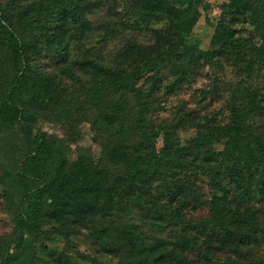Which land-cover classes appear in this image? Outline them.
Listing matches in <instances>:
<instances>
[{
    "label": "trees",
    "instance_id": "obj_1",
    "mask_svg": "<svg viewBox=\"0 0 264 264\" xmlns=\"http://www.w3.org/2000/svg\"><path fill=\"white\" fill-rule=\"evenodd\" d=\"M121 2L123 15L95 24L107 0H0V152L12 165L0 162V184L15 179L20 194H0L15 206L0 264H29L31 243L51 234L93 264L100 257L75 237L111 264H264V0L225 3L206 49L191 33L208 0ZM93 32L97 46L86 40ZM208 65L236 74L202 90L205 99L224 93L225 108L180 106L156 122ZM44 121L71 140L90 122L99 158L81 145L71 158L66 139L39 129ZM188 127L196 130L183 140ZM16 128L22 139L6 150L3 133ZM128 210L171 237L121 224ZM26 232L28 256L14 246ZM55 260L79 264L66 252Z\"/></svg>",
    "mask_w": 264,
    "mask_h": 264
},
{
    "label": "rangeland",
    "instance_id": "obj_2",
    "mask_svg": "<svg viewBox=\"0 0 264 264\" xmlns=\"http://www.w3.org/2000/svg\"><path fill=\"white\" fill-rule=\"evenodd\" d=\"M122 0H107V5H102L97 8V10L94 11L90 15L91 19L95 24L99 23L102 18L109 19L111 22L114 20H117L118 16L123 15L124 11ZM230 0H208L209 7L207 10H204L202 14L199 16V19L191 33V38L194 42H197L202 48H208L210 46V40L212 37V34L215 29V25L223 11L224 4L229 2ZM119 12V13H118ZM162 24V23H161ZM246 27L249 28V24L246 23ZM100 39V36L97 32L91 33L88 37H86V40L88 42L95 44L96 46L99 45L98 40ZM225 71H220L217 68H213L212 66H205L203 69L198 71L196 76L194 77V80L186 85L183 89L178 91L177 94L172 95L168 101L165 102L166 109H160L157 110L154 113V120L156 122H159L160 120H163L164 118H169L173 116L174 112L179 108L182 107H189L193 109H198L202 114H205L206 112L213 113L217 110H223L225 108V99L226 95L224 93H220L219 95H214L213 93L209 96L208 99H205L202 94L203 88L209 87L213 84V80H215V77H221L224 80H235L236 74L234 70L231 68L230 65H226ZM260 85L264 86V82H262ZM39 129H43L47 132H50L52 134H55L59 137H62L63 139H66L69 143V146L72 148L73 152L71 153V158H75L76 156V148L78 145L86 146L91 148L94 158L97 160L101 154V145L98 142V138L96 136V133L94 132L91 123L88 121L82 122L80 129L78 130L77 134L75 135L76 140L68 139V135L66 133V130L63 129V127L60 125V123L57 122H39L38 124ZM37 127V128H38ZM195 127H188L187 129H180L179 132L181 134V137L183 140H187L193 136L195 132ZM4 138L2 139L5 142H8L5 146L6 150H9V146L11 143H13L11 139L15 141H20L22 139V133L19 132V129H14L11 131V133L5 131L3 133ZM70 137V136H69ZM161 142V141H160ZM0 152V162L2 164V161L6 160L4 163L7 168L9 167V159L6 155L1 154ZM12 168V165H10ZM9 167V168H10ZM15 179L12 180V182H5V185L0 184V194L1 191L4 188H7L10 190L13 196L20 195L18 185L15 184ZM200 180H198V183ZM206 188H209V185L206 183L204 185ZM15 206H10L7 204L6 200H3V198L0 195V236H3L5 234L12 233L13 229V222H12V213L11 209H13ZM128 215H127V214ZM125 213L126 218H123L122 223H127L129 221H134L137 223L142 224V234L144 237L148 239H153L160 236H165L167 238H170L171 231L168 229L166 231H158L155 229V227H150L149 224L151 222L150 218H147L146 220L142 217V215L139 213V211H130L128 210ZM193 214L196 217H199L201 215L207 214V208L198 209ZM40 222L45 227L49 223L45 218H42L40 216ZM172 226V225H171ZM14 233V232H13ZM11 235V234H10ZM28 233L26 232L24 236L17 235L15 239V250L18 249L19 254L21 255V252L24 253V256H28L29 254V248L26 246L27 242L26 239H29ZM40 239H36L34 241L35 244L31 243L30 251L31 256L29 259V264H56V257L58 254L62 252H66V254H70L72 256V260L77 263H89L93 264L89 261H86L82 258H79L77 256L76 251L71 247L73 245L68 244L66 241L62 239L58 234H51L50 236L42 235L39 237ZM73 242L78 245V248L84 252L93 254L94 256L100 257L99 264H111V262H114L116 258H114L112 255L109 254H100L98 251H96L94 248L91 247V244L88 240H86L84 237L83 239L81 237H75L73 239ZM258 251H262L263 249H257ZM258 253V252H257ZM259 254V253H258ZM34 255V256H33ZM41 258L42 260H39L38 258ZM49 260V261H48ZM43 262V263H42Z\"/></svg>",
    "mask_w": 264,
    "mask_h": 264
}]
</instances>
